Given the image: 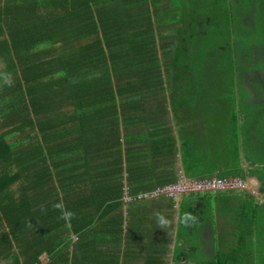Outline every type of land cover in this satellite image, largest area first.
<instances>
[{
  "label": "trees",
  "instance_id": "obj_1",
  "mask_svg": "<svg viewBox=\"0 0 264 264\" xmlns=\"http://www.w3.org/2000/svg\"><path fill=\"white\" fill-rule=\"evenodd\" d=\"M241 17L231 0H0V264H264V113L236 79L264 34ZM180 175L255 177L258 197H135Z\"/></svg>",
  "mask_w": 264,
  "mask_h": 264
},
{
  "label": "crops",
  "instance_id": "obj_2",
  "mask_svg": "<svg viewBox=\"0 0 264 264\" xmlns=\"http://www.w3.org/2000/svg\"><path fill=\"white\" fill-rule=\"evenodd\" d=\"M234 0H231V9L232 10H241V20L238 27V29H255L260 31L262 34H264V6H261L258 8V12L255 14L254 8L252 6L251 0H247L246 3H238L235 4L233 7ZM264 5V3H263ZM260 6V5H259ZM263 10V11H261ZM6 36V34H4ZM245 41H248V44L244 45L242 48L238 51V63L237 68L238 71L236 72V79H237V90L238 92H241V95L243 99L252 105H258L254 107L261 108V111L264 113V40L261 43L252 42L249 37ZM59 45L57 42L54 43ZM44 45V44H42ZM47 45V44H46ZM3 63L0 61V68H2ZM1 80V79H0ZM8 94V92L6 93ZM8 97L0 99V112L5 113L6 107L5 104H7ZM61 119V118H60ZM2 121H0L1 123ZM16 136L18 138V141L23 140L22 137ZM73 141V138L72 140ZM181 163L180 158L178 156L176 167L180 169ZM253 185L258 187V181L254 177H250ZM249 179V178H248ZM12 188L15 186H19V184L11 185ZM249 189V188H246ZM255 189V188H254ZM254 189L250 190L252 193L256 192ZM258 193V192H257ZM126 202V201H125ZM32 235L27 234V236ZM36 234H33L32 236H35ZM125 247H121L120 254L123 255V249ZM105 247V251H106ZM170 254V252H169ZM42 256H45L43 254ZM171 256V255H170ZM168 257V264H171V257ZM147 257V254L145 255V259ZM138 263H140L138 260H136ZM143 264H145V260L143 261Z\"/></svg>",
  "mask_w": 264,
  "mask_h": 264
},
{
  "label": "built area",
  "instance_id": "obj_3",
  "mask_svg": "<svg viewBox=\"0 0 264 264\" xmlns=\"http://www.w3.org/2000/svg\"><path fill=\"white\" fill-rule=\"evenodd\" d=\"M226 188H249L246 184V180L238 177L229 178H216L211 177L207 179H194L186 178L180 175V178L174 184H167L163 187H157L150 191L139 192L135 197H153L159 194H165L173 199H177L180 195L189 191H202V190H216ZM132 195L126 194L124 200H131ZM46 260H42L39 264H44Z\"/></svg>",
  "mask_w": 264,
  "mask_h": 264
},
{
  "label": "rangeland",
  "instance_id": "obj_4",
  "mask_svg": "<svg viewBox=\"0 0 264 264\" xmlns=\"http://www.w3.org/2000/svg\"><path fill=\"white\" fill-rule=\"evenodd\" d=\"M251 178L246 180V184L248 185L249 189L252 190L254 189L256 191V187L253 185L252 181L250 180ZM166 196V195H165Z\"/></svg>",
  "mask_w": 264,
  "mask_h": 264
},
{
  "label": "water",
  "instance_id": "obj_5",
  "mask_svg": "<svg viewBox=\"0 0 264 264\" xmlns=\"http://www.w3.org/2000/svg\"><path fill=\"white\" fill-rule=\"evenodd\" d=\"M255 178V177H254ZM256 180H257V178H255ZM258 181V180H257ZM258 185H259V181H258ZM253 194L256 196V197H258V193H257V191L256 192H253ZM174 234H175V231H174ZM174 241L175 240H173V242H172V248L174 247Z\"/></svg>",
  "mask_w": 264,
  "mask_h": 264
},
{
  "label": "clouds",
  "instance_id": "obj_6",
  "mask_svg": "<svg viewBox=\"0 0 264 264\" xmlns=\"http://www.w3.org/2000/svg\"><path fill=\"white\" fill-rule=\"evenodd\" d=\"M57 207H58V206H57ZM63 215H69V216H70L71 213H70V212H69V213H62V216H63Z\"/></svg>",
  "mask_w": 264,
  "mask_h": 264
}]
</instances>
